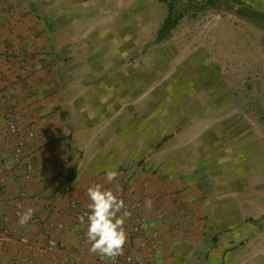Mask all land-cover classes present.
<instances>
[{
  "label": "rangeland",
  "instance_id": "obj_1",
  "mask_svg": "<svg viewBox=\"0 0 264 264\" xmlns=\"http://www.w3.org/2000/svg\"><path fill=\"white\" fill-rule=\"evenodd\" d=\"M173 1L180 19L159 43L154 37L167 11L158 0H44L31 12L59 16L45 30L65 46L58 83L76 143L90 149L107 117L127 104L122 120L132 126L131 141L166 147L165 161L191 164L205 225L195 235L196 260L186 264H264V195L248 197L246 184L250 172L264 178V20L230 0L206 7L203 0ZM240 1L264 12V0ZM158 129L167 137L159 143ZM249 149L262 157L248 159ZM157 238H144L140 250L155 251ZM56 248L48 239L38 250ZM114 264L149 260L131 251Z\"/></svg>",
  "mask_w": 264,
  "mask_h": 264
},
{
  "label": "crops",
  "instance_id": "obj_2",
  "mask_svg": "<svg viewBox=\"0 0 264 264\" xmlns=\"http://www.w3.org/2000/svg\"><path fill=\"white\" fill-rule=\"evenodd\" d=\"M41 3L44 0H0V224L6 230L0 234V264H105V258L89 253L86 219L84 225L77 219L80 211H88L87 189L94 183L118 189L128 206L124 253L134 251L149 264L195 261V235L204 231L205 222L204 200L191 180V164L165 161L161 155L166 147L132 142V126L122 120L127 104L107 117L106 131L89 139L90 149L74 141L79 132L65 117L68 103L62 102L58 83L65 46L51 41L45 30L59 16L43 19L32 14ZM4 112L15 121L16 136L7 134ZM29 128L35 137L28 136ZM154 132L160 134L158 143L165 138L159 129ZM17 140L25 155L22 163H32L30 171L14 165L12 147ZM255 151H245L248 159L262 157ZM113 168L118 176L108 182L106 170ZM257 173L246 174L248 197L254 199L264 195V178L261 181ZM149 199L151 210L145 207ZM28 208L34 215L21 226L18 213ZM155 232V251L140 250L141 241ZM20 236L30 246L22 244ZM48 239L58 248L39 252Z\"/></svg>",
  "mask_w": 264,
  "mask_h": 264
},
{
  "label": "clouds",
  "instance_id": "obj_3",
  "mask_svg": "<svg viewBox=\"0 0 264 264\" xmlns=\"http://www.w3.org/2000/svg\"><path fill=\"white\" fill-rule=\"evenodd\" d=\"M118 172L113 169L106 170V180L114 181ZM89 204L88 211L77 219L81 225L85 224V236L90 244L89 253L99 255L113 264L117 257L124 253L128 242L125 228L126 220L131 216L128 206L119 195V190L106 188L104 184L94 183L87 189ZM145 207L151 210L152 201L146 200ZM34 215V210L28 208L23 213H18L19 224L25 226Z\"/></svg>",
  "mask_w": 264,
  "mask_h": 264
},
{
  "label": "trees",
  "instance_id": "obj_4",
  "mask_svg": "<svg viewBox=\"0 0 264 264\" xmlns=\"http://www.w3.org/2000/svg\"><path fill=\"white\" fill-rule=\"evenodd\" d=\"M160 3H163L166 7V15L164 16L161 24L156 30L154 42L159 43L162 41L167 40L172 33V30H174L178 24V21L180 19V15L175 13V6L173 0H158ZM219 0H203L204 7L206 6H213L215 5ZM233 3H237L242 5V10H244L246 13L264 20V12H259L251 9L248 6H245L244 2L240 0H230Z\"/></svg>",
  "mask_w": 264,
  "mask_h": 264
},
{
  "label": "built area",
  "instance_id": "obj_5",
  "mask_svg": "<svg viewBox=\"0 0 264 264\" xmlns=\"http://www.w3.org/2000/svg\"><path fill=\"white\" fill-rule=\"evenodd\" d=\"M7 115H9V114H7V113L3 114V118L6 121L5 126H6L7 134L12 135V136H16L17 132H18L16 123L11 117L7 118ZM5 116H6V118H5ZM28 136L30 138H32V136H34V134L31 131H29ZM24 158H25V155L22 151V143L17 140L16 144L12 147V160H13L15 166L22 167V165H23V168H25L26 170H29V168H30L29 163L28 162L22 163ZM131 207H133V206H131ZM0 230H1V228H0Z\"/></svg>",
  "mask_w": 264,
  "mask_h": 264
}]
</instances>
